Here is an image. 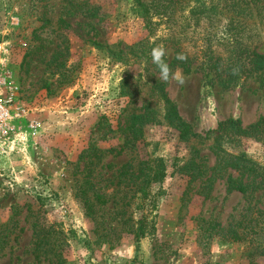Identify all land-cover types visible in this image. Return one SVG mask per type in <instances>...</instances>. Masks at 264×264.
<instances>
[{"label":"rangeland","instance_id":"rangeland-1","mask_svg":"<svg viewBox=\"0 0 264 264\" xmlns=\"http://www.w3.org/2000/svg\"><path fill=\"white\" fill-rule=\"evenodd\" d=\"M189 12L149 28L135 0H0V62L42 121L0 147V264H264V182L213 169L220 146L264 167V135L213 132L264 116V82L205 76L227 19L207 36ZM158 45L168 64L198 53L170 66L184 85L158 79ZM230 172L247 192L228 191Z\"/></svg>","mask_w":264,"mask_h":264},{"label":"trees","instance_id":"trees-1","mask_svg":"<svg viewBox=\"0 0 264 264\" xmlns=\"http://www.w3.org/2000/svg\"><path fill=\"white\" fill-rule=\"evenodd\" d=\"M135 1L149 28L156 24L153 21L155 15L164 20H170L175 17L177 11L186 10L188 7H190L189 13L196 15L198 23L203 17L209 23L204 31L207 36L213 33L211 28L218 26L221 19H227L224 27L227 41L223 43L224 48L221 51L207 44L200 53V58L198 53L188 55L183 52L187 60H177L176 54L174 59L170 60V66L178 63L189 70L190 64L199 58L197 67L204 72L205 76L214 75L225 83L238 82L242 77L245 79L256 77L264 82V53L258 50L264 44V0H202L200 7L188 6L183 0ZM164 59L166 61L165 57ZM168 114L184 125L181 136H187L190 133V127L181 121L178 109L171 101H169ZM229 128H236L237 132L244 136L261 137L264 135V116H260L258 121L246 127H243L241 119L228 118L219 122L213 132L224 134ZM216 155L219 158L218 164L213 168L216 171L222 172L233 168L239 170L242 177H260L261 182H264V167L259 164L249 163L245 158L237 157L221 146L216 151ZM228 180V191H248L243 180H239L231 172ZM233 237L236 240L242 239L237 230L234 231Z\"/></svg>","mask_w":264,"mask_h":264},{"label":"built area","instance_id":"built-area-1","mask_svg":"<svg viewBox=\"0 0 264 264\" xmlns=\"http://www.w3.org/2000/svg\"><path fill=\"white\" fill-rule=\"evenodd\" d=\"M17 91L11 73L0 62V147L3 150L11 144H26L42 126V121L19 101Z\"/></svg>","mask_w":264,"mask_h":264},{"label":"clouds","instance_id":"clouds-1","mask_svg":"<svg viewBox=\"0 0 264 264\" xmlns=\"http://www.w3.org/2000/svg\"><path fill=\"white\" fill-rule=\"evenodd\" d=\"M166 54V49L162 45L153 47L151 50L152 62L159 69L158 79L165 83L174 81L177 84L184 85L186 83V78L179 69L176 71L171 69L170 65L164 59ZM175 58L180 61L187 60V56L183 52L178 53Z\"/></svg>","mask_w":264,"mask_h":264},{"label":"flooded vegetation","instance_id":"flooded-vegetation-1","mask_svg":"<svg viewBox=\"0 0 264 264\" xmlns=\"http://www.w3.org/2000/svg\"><path fill=\"white\" fill-rule=\"evenodd\" d=\"M127 264H136L134 261H130Z\"/></svg>","mask_w":264,"mask_h":264}]
</instances>
